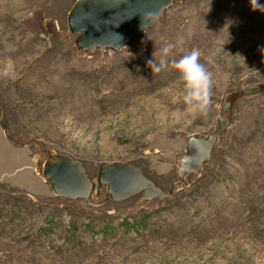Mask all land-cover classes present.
<instances>
[{
	"label": "rangeland",
	"instance_id": "374dc122",
	"mask_svg": "<svg viewBox=\"0 0 264 264\" xmlns=\"http://www.w3.org/2000/svg\"><path fill=\"white\" fill-rule=\"evenodd\" d=\"M73 1L0 0V264H264V93L220 113L229 93L264 84V12L171 0L138 37L85 51L66 26ZM181 37L175 58L199 48L213 73L206 117L185 110L174 70L147 63ZM218 114L229 122L209 157L165 196L111 199L101 184L67 197L41 176L62 152L90 179L101 161L132 163L165 190L185 136Z\"/></svg>",
	"mask_w": 264,
	"mask_h": 264
},
{
	"label": "water",
	"instance_id": "95a60500",
	"mask_svg": "<svg viewBox=\"0 0 264 264\" xmlns=\"http://www.w3.org/2000/svg\"><path fill=\"white\" fill-rule=\"evenodd\" d=\"M170 2L171 0H74L66 14V26L70 32L76 33L74 42L82 50L90 51L106 46L117 49L127 40L138 37L142 31L141 23L144 28L149 27ZM258 91L264 93V84H246L229 93L221 105L220 113L230 110L236 96ZM228 122L227 116L218 114L213 129L206 135L185 136L184 151L176 165L177 177L170 181L165 190L155 185L132 163L101 161L97 166L96 178L90 179L79 159L62 152L43 159L41 175L54 193L67 197L87 196L104 183L103 188L111 199H120L140 190L139 197L144 199L165 196L182 184L186 173L195 171L205 162L217 134Z\"/></svg>",
	"mask_w": 264,
	"mask_h": 264
},
{
	"label": "clouds",
	"instance_id": "9594fccd",
	"mask_svg": "<svg viewBox=\"0 0 264 264\" xmlns=\"http://www.w3.org/2000/svg\"><path fill=\"white\" fill-rule=\"evenodd\" d=\"M253 11L264 12V4L260 0H250ZM141 30L144 25L141 23ZM185 44L183 37L175 42H165L159 50V59H150L147 63L152 73L174 70L182 84V102L185 110L206 117L212 106L214 95L213 73L201 62L202 53L199 48L192 47L190 51L180 55L175 53ZM156 53H153V57ZM178 115V114H177Z\"/></svg>",
	"mask_w": 264,
	"mask_h": 264
},
{
	"label": "bare ground",
	"instance_id": "6f19581e",
	"mask_svg": "<svg viewBox=\"0 0 264 264\" xmlns=\"http://www.w3.org/2000/svg\"><path fill=\"white\" fill-rule=\"evenodd\" d=\"M171 4H172V3H171ZM171 4H170V5H171ZM170 5H169V6H170ZM169 6H168V7H169ZM165 9H166V8H164V9H163V12L165 11ZM39 166H40V165H39ZM40 167H41V166H40ZM41 176H42V175H41ZM42 178L44 179V177H43V176H42ZM44 180H45V179H44ZM102 185H104V186H105V183H104V184H102ZM105 191H106V190H105ZM106 192H107V191H106ZM139 192H141V190H140ZM89 193H91V191H90ZM89 193H88V194H89ZM92 193H94V192L92 191ZM107 195H108V192H107ZM149 199H152V197H151V198H149V197L145 198V200H149Z\"/></svg>",
	"mask_w": 264,
	"mask_h": 264
}]
</instances>
